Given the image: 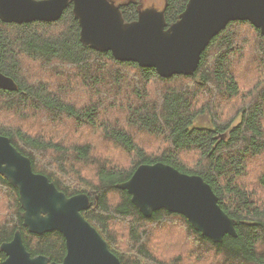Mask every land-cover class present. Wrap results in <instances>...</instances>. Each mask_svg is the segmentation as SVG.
<instances>
[{
	"label": "trees",
	"instance_id": "1",
	"mask_svg": "<svg viewBox=\"0 0 264 264\" xmlns=\"http://www.w3.org/2000/svg\"><path fill=\"white\" fill-rule=\"evenodd\" d=\"M188 2L165 0L168 26L178 21ZM120 7L124 19L133 22L143 0H126ZM80 33L73 5L52 23L10 24L0 19V73L17 85L16 91L0 88V135L59 191L68 197H91V208L83 215L122 264H264V200L258 198L264 195V171L254 180L257 187L246 179L253 161L264 168V86L243 93L235 74L253 34L259 43L257 49L250 46L252 63L264 70L261 31L250 22H231L204 51L194 76L172 78L93 50L82 44ZM25 62L38 65L39 73L29 74ZM81 98L88 103L80 106ZM219 99L239 100V108L227 122L215 114L212 126H197ZM41 116L54 127L68 120V129L75 128L80 137L60 140V133L42 132ZM89 135L101 138L83 142ZM97 142L108 154L98 150ZM113 151L120 155H109ZM159 162L201 176L235 220L238 236L215 243L185 216L165 209L144 217L129 193L117 186L140 166ZM0 193L7 200L0 197V264L6 260L1 245L18 231L32 256L61 263L67 253L65 237L57 231L31 233L24 226L19 191L1 175ZM158 239L159 251L150 247Z\"/></svg>",
	"mask_w": 264,
	"mask_h": 264
},
{
	"label": "water",
	"instance_id": "2",
	"mask_svg": "<svg viewBox=\"0 0 264 264\" xmlns=\"http://www.w3.org/2000/svg\"><path fill=\"white\" fill-rule=\"evenodd\" d=\"M73 5L82 44L110 52L120 62L153 68L161 77L194 76L211 41L231 22H250L264 36V0H189L177 22L168 26L165 8H141L127 22L114 0H0L4 23L58 21ZM0 88L16 91L14 80L0 73ZM0 175L19 191L24 226L37 235L57 231L66 240L61 263L27 250L20 231L1 245L3 264H122L109 244L83 215L91 197H68L50 179L33 170L32 161L0 135ZM146 218L159 210L185 216L193 228L215 243L237 237L236 222L220 206L212 187L197 175L164 164L140 166L129 181L119 184Z\"/></svg>",
	"mask_w": 264,
	"mask_h": 264
},
{
	"label": "rangeland",
	"instance_id": "3",
	"mask_svg": "<svg viewBox=\"0 0 264 264\" xmlns=\"http://www.w3.org/2000/svg\"><path fill=\"white\" fill-rule=\"evenodd\" d=\"M114 1L117 4H121V3H124L126 0H114ZM143 5H144V7H150V6L155 5L157 8L163 9L164 5H165V0H143ZM248 40L250 41V44H249V48H248V53L245 52V59H243V62H242V64H240V66H236V62H235V66H236L235 74H236L238 80L240 81V82L239 81L238 82H239L240 89H242L243 93H247L248 91L252 90L255 87L264 86V70L261 69V67H259V65H256V64L254 65V63H252V61L255 58L254 59L251 58L252 55L250 53V51H251L250 46L251 45H252V47H255L257 49V46L259 43L258 36L256 34L249 35ZM257 57H258V55H257ZM256 62L259 64L258 58H257ZM24 68L26 71H28L29 74L39 73L38 70H40L39 66L36 64L26 63L24 65ZM54 90L56 91V89H54ZM74 102H76V100ZM78 102H79L80 106H82L83 103H88L86 99L84 100V98L78 99ZM78 102H76V103L78 104ZM239 102H240L239 100L237 102L235 100L227 102L225 100L219 99L218 103L215 106H214V104L212 106H210L211 108H209V109L211 110V115H210V113L205 112V114L202 115L201 118L196 122V125L200 126V127L212 126V123L214 122V115L215 114L218 117V119H221L222 121L227 122L225 120V118L226 119L230 118L231 116H233L235 114L236 109L239 108V105H240ZM238 120L236 121V123H238ZM38 122L41 125L42 132L60 133L61 137L60 138L56 137L60 140L73 141V140H76L80 137L79 135H76L74 133L75 128H73L72 130L68 129V127H67V125L69 124L68 120H65L59 124H55L56 127H54V123H51L50 121H48L46 119H43L42 116L38 119ZM17 123L18 122H16L15 124H17ZM99 138H101L100 135H99ZM99 138H95V137L89 135V136H86L85 138H83L84 140H82V141L83 142L84 141H90V142L94 143L96 141H99ZM142 138L147 139L144 136ZM97 144H98V150L100 152L108 154L102 148L101 143L97 142ZM154 149H156V147H154ZM109 155L119 156L120 154L117 151H113V153L109 154ZM193 159L195 160L196 158L194 157ZM260 162H261L260 166L264 167V164H263L264 160H261ZM252 165H253V169H252V171L249 170L248 177L246 179H247L248 184L251 185V187H257L256 184L254 183V180L258 179V177L261 176V174H262L261 171H264V168L261 170L259 169L260 167H259L258 161H253ZM90 173L91 172L88 170L86 172V176L90 177L89 176ZM0 197L4 198V196H2L1 193H0ZM258 198L261 200H264V195H260V196H258ZM3 201L5 203H7V200L5 198ZM112 201L115 202L116 197H113ZM120 226H123L125 228V230L127 229L126 224L124 222L120 221ZM147 228H149V227H147ZM150 229H152V228H150ZM155 232H156V229L153 230L152 237L154 236ZM164 235L159 234V237L161 240L164 238L166 239L167 236L165 235L166 236L165 237ZM121 237H123V236L121 235L120 238ZM160 239L153 242L150 245V247L159 251V249L161 248V245H162V242ZM212 262H213V264H218V262L215 260H212ZM201 264H205V263L203 262Z\"/></svg>",
	"mask_w": 264,
	"mask_h": 264
}]
</instances>
